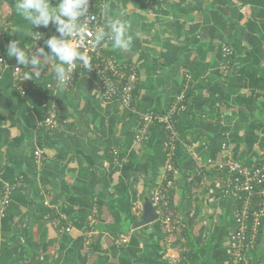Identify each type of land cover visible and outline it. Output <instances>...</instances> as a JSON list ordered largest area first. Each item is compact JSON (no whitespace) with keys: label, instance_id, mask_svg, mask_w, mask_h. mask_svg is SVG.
Masks as SVG:
<instances>
[{"label":"crops","instance_id":"crops-1","mask_svg":"<svg viewBox=\"0 0 264 264\" xmlns=\"http://www.w3.org/2000/svg\"><path fill=\"white\" fill-rule=\"evenodd\" d=\"M15 3L0 4V198L11 188L0 213V264H229L238 201L217 163L264 158V0H102V22L108 3L134 37L127 52L111 45L138 73L129 107L105 100L92 75L63 90L47 67L39 81L25 80L31 69L7 57L8 43L47 51L44 40L59 34L54 25L34 27L42 38L33 40ZM184 87L189 107L176 116L167 192L175 229L159 218L136 227L169 160L162 126L137 138L142 116L166 111ZM52 113L59 125L40 144ZM247 258L264 264V222Z\"/></svg>","mask_w":264,"mask_h":264},{"label":"built area","instance_id":"built-area-1","mask_svg":"<svg viewBox=\"0 0 264 264\" xmlns=\"http://www.w3.org/2000/svg\"><path fill=\"white\" fill-rule=\"evenodd\" d=\"M11 0H0V4L7 5ZM102 0H90L89 13L91 17L82 22L87 25L83 34L81 51H86L91 57V69L86 70L78 66L68 86H74L78 79L84 75H92L96 78L101 94L107 101L118 100L125 106H131L134 101V92L137 85L138 73L133 66L121 63L111 50L110 41H102L99 45H92L94 32L97 27L104 25L97 10ZM4 11L0 7V36L3 33L1 25L4 21ZM79 40V38H75ZM39 48V47H37ZM36 50V49H35ZM34 50V51H35ZM227 58V66L232 63L233 49L228 45L223 47ZM0 69L5 64L4 57H0ZM16 81L21 80V67H15ZM24 93V91H23ZM189 107L187 99V87L173 99L170 107L164 112L149 111L142 116L141 126L137 138L142 139L148 130L160 123L169 133L168 154L162 181L153 192L151 202L158 212V218L169 231L175 229V215L169 205L168 189L173 185L172 174L175 172L174 156L176 153L177 132L176 115ZM47 129H55L59 122L56 113H52L43 124ZM42 150L35 151L36 157H42ZM212 163V161L210 160ZM219 169L228 175L225 183V191L233 194L238 201L236 210V227L230 233L231 261L229 264H249L247 251L256 245L260 238L264 222V158L254 166H246L232 158H226L217 163ZM11 199V188H2L0 198V213L4 211ZM63 230L70 231V226H63Z\"/></svg>","mask_w":264,"mask_h":264},{"label":"clouds","instance_id":"clouds-1","mask_svg":"<svg viewBox=\"0 0 264 264\" xmlns=\"http://www.w3.org/2000/svg\"><path fill=\"white\" fill-rule=\"evenodd\" d=\"M90 0H16L15 11L31 25L28 35L36 42L42 38L39 31L33 32L35 28H48L54 25L59 34L52 35L44 40L45 47L36 48L33 51L21 47V41L11 40L6 49L9 58H15L18 65L31 69V73H24L25 80L39 81L43 70L48 68L60 90L70 84L75 69L80 66L90 70L91 57L86 51H81L83 34L87 25L82 21L92 17L89 13ZM110 4L104 3L101 14L105 18V24L97 27L94 32L92 45H99L102 41H110L112 47L118 50L129 51L133 46L134 37L130 34V25L120 16L110 13ZM122 15V14H121ZM13 29L11 34L17 33ZM140 33H136L138 38ZM79 38V40L75 39ZM0 61H3L0 59Z\"/></svg>","mask_w":264,"mask_h":264},{"label":"water","instance_id":"water-1","mask_svg":"<svg viewBox=\"0 0 264 264\" xmlns=\"http://www.w3.org/2000/svg\"><path fill=\"white\" fill-rule=\"evenodd\" d=\"M158 219V213L156 211V208L153 206L152 202L150 200H146L144 205V213L140 219V221L136 222L135 226H143L149 223H152Z\"/></svg>","mask_w":264,"mask_h":264},{"label":"trees","instance_id":"trees-1","mask_svg":"<svg viewBox=\"0 0 264 264\" xmlns=\"http://www.w3.org/2000/svg\"><path fill=\"white\" fill-rule=\"evenodd\" d=\"M177 116V115H176ZM154 125H156V126H163V125H161L160 123H155ZM153 125V126H154ZM40 132H39V142H40V144H42L43 143V141L47 138V137H49V136H51V135H53V133L55 132V130H57L56 128L55 129H47L45 126H43V127H41L40 129Z\"/></svg>","mask_w":264,"mask_h":264}]
</instances>
